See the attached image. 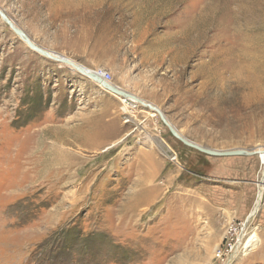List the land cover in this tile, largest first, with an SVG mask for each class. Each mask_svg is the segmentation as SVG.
I'll use <instances>...</instances> for the list:
<instances>
[{
  "label": "rangeland",
  "instance_id": "obj_1",
  "mask_svg": "<svg viewBox=\"0 0 264 264\" xmlns=\"http://www.w3.org/2000/svg\"><path fill=\"white\" fill-rule=\"evenodd\" d=\"M0 9L41 48L110 72L189 141L264 150V0ZM122 99L0 18V264H225L215 255L229 225L257 212L264 153L200 155L148 108L123 113ZM249 224L231 264H264V210Z\"/></svg>",
  "mask_w": 264,
  "mask_h": 264
},
{
  "label": "water",
  "instance_id": "obj_2",
  "mask_svg": "<svg viewBox=\"0 0 264 264\" xmlns=\"http://www.w3.org/2000/svg\"><path fill=\"white\" fill-rule=\"evenodd\" d=\"M0 18L3 22H5L8 27L30 48V50L37 52L38 54H40L41 56L48 58L54 62L60 63V64H64L67 66H70L72 68H74L78 73H80L82 76L92 80L94 83L98 84L99 86H101L103 89H105L106 91L116 95V96H120L122 98H126V99H133L131 98V96L129 94H127L126 92H123L121 90L118 89L117 86H114L112 84H109L107 82H105L99 75H97L94 71L91 72L89 70L86 69V67L82 66V65H75L74 63H70V61L68 60V58L62 56V55H58L54 52H50L47 51L43 48H41L40 46H38L36 43H34L30 37L19 27H17L14 22L5 14L4 11H2L0 9ZM57 57V58H56ZM138 103L146 108H148L151 112H154L156 116H158L160 118V120L162 121V123L168 128V130L170 131V133L177 138L180 142H182L184 145L199 151L200 153L209 155V156H214V157H235V156H240V155H245V156H257V154L254 153H248L245 152L244 150H235V151H217V150H212V149H207L204 148L196 143H193L191 141H189L188 139L184 138L183 136H180L178 131L176 129L173 128L172 125H170L166 119V116L156 110L155 107H152L151 105L146 104V102L142 101V100H138Z\"/></svg>",
  "mask_w": 264,
  "mask_h": 264
},
{
  "label": "built area",
  "instance_id": "obj_3",
  "mask_svg": "<svg viewBox=\"0 0 264 264\" xmlns=\"http://www.w3.org/2000/svg\"><path fill=\"white\" fill-rule=\"evenodd\" d=\"M94 72L97 75H99L105 82L113 85V76L110 72L103 70V69H100ZM121 104L122 105L120 107V110L123 113L131 117H134V112L132 111L136 110L139 104L138 105L132 104L130 103V99H126V98H123L121 100ZM125 121L129 122L128 119H125ZM257 157L259 158V163H260L258 178H257V181L254 182L256 185V189L258 191L257 202L259 200L260 193L261 194L263 193V196L260 200L259 205L256 202V207H257L256 213H258L259 210H264V157L262 156L261 157L257 156ZM170 159H171V162L178 163L176 154H174ZM251 218L252 217H250L249 219H246L245 222H239L238 224L231 223L229 225L227 234L224 236V239H223V244L217 249V253L215 255L216 258L223 261L225 264L227 263L231 264L233 262V260L238 255L237 250H241L243 243L245 244L247 242V241H244V238L246 236L244 232L246 231L248 225H250L249 220Z\"/></svg>",
  "mask_w": 264,
  "mask_h": 264
},
{
  "label": "bare ground",
  "instance_id": "obj_4",
  "mask_svg": "<svg viewBox=\"0 0 264 264\" xmlns=\"http://www.w3.org/2000/svg\"><path fill=\"white\" fill-rule=\"evenodd\" d=\"M57 58V57H56ZM69 60V59H68ZM70 61V63H74L73 61H71V60H69ZM75 65H77L76 63H74ZM118 89L119 90H121V91H123V92H126V91H124V90H122L121 88H119L118 87ZM127 94H129L130 96H131V98H133L132 100L130 99V103H132V104H139L138 103V101L137 100H135V99H138V100H142V99H140L138 96H135V95H133V94H130V93H128V92H126ZM143 101V100H142ZM144 102H146V101H144ZM146 104H148V105H151V104H149L148 102H146ZM152 107H154L153 105H151ZM156 108V110H158V111H160L159 109H158V107H155ZM160 112H162V111H160ZM125 123H130V121L129 122H127V121H125ZM168 123H169V121H168ZM170 124V123H169ZM170 125H172V124H170ZM174 128V127H173ZM174 129H176V128H174ZM177 130V129H176ZM178 131V130H177ZM178 133H179V131H178ZM179 135L180 136H182L180 133H179ZM107 150H109V148H107ZM233 151H235V150H233ZM245 152H248V153H254V154H260V153H264V150H259V151H246V150H244ZM259 157H261V156H259ZM262 157H264V156H262ZM262 196H263V193L260 195V197H259V200H258V202H257V204L259 205V203H260V200H261V198H262ZM256 213V212H255ZM255 213H253V211L250 213L251 215H249L248 216V218L247 219H249L250 217H253L254 215H255ZM255 233H253L250 237H249V239L254 235ZM249 239L247 240V242L249 241ZM246 242V243H247ZM246 243L244 244L243 243V245H242V247L243 246H245L246 245ZM238 251L239 250H237V254H238Z\"/></svg>",
  "mask_w": 264,
  "mask_h": 264
},
{
  "label": "crops",
  "instance_id": "obj_5",
  "mask_svg": "<svg viewBox=\"0 0 264 264\" xmlns=\"http://www.w3.org/2000/svg\"><path fill=\"white\" fill-rule=\"evenodd\" d=\"M160 108V107H159ZM161 129V128H160ZM162 133V132H161ZM120 138V137H119ZM119 138H117L116 140H118ZM116 140H114L111 144H110V146H114V144H115V142H116ZM163 140V139H162ZM164 141V140H163ZM96 147V146H95ZM147 149H150V148H148L147 147ZM149 151H151V149L149 150Z\"/></svg>",
  "mask_w": 264,
  "mask_h": 264
},
{
  "label": "trees",
  "instance_id": "obj_6",
  "mask_svg": "<svg viewBox=\"0 0 264 264\" xmlns=\"http://www.w3.org/2000/svg\"><path fill=\"white\" fill-rule=\"evenodd\" d=\"M199 154H200V153H199ZM200 155H202V153H201ZM192 172H193L192 174H193L194 176H197V175H196V172H194L193 170H192Z\"/></svg>",
  "mask_w": 264,
  "mask_h": 264
}]
</instances>
